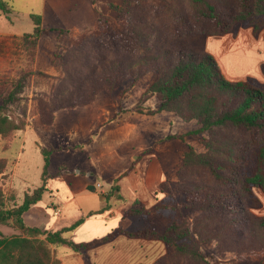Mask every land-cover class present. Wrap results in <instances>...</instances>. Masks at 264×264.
<instances>
[{
	"label": "rangeland",
	"instance_id": "1",
	"mask_svg": "<svg viewBox=\"0 0 264 264\" xmlns=\"http://www.w3.org/2000/svg\"><path fill=\"white\" fill-rule=\"evenodd\" d=\"M5 1L11 12L4 14L0 10V97L18 88L19 80L25 79L21 99L7 107L5 114L24 129L28 124L36 126L43 139L48 138L45 130L54 123L51 131L65 146L54 156L50 171L61 172L63 178L71 181L83 178V175L75 174L82 169L78 162L85 155L83 147L90 137V127L106 117L100 110H109L108 117L111 118L115 111L118 114L124 112L125 117L131 118L130 110H136L134 122L137 127L131 140L127 141L122 133L115 132L108 136L107 146L123 156L122 162L133 153L137 157L136 166L143 169L142 172L147 169L152 154L143 153L141 148L152 147L150 150L166 172V180L160 185L161 193L152 208L142 202L133 205L143 209L140 216L133 218V228H150L162 233L168 226L176 224L184 232L191 233L206 258L202 261L180 254L174 245L161 241L165 246L163 252L150 264H264V249L240 251L244 246L240 247L238 243L245 237L241 229L219 234L220 222L205 220L206 214L196 209L185 193L192 187L216 186V180L206 166L183 162L191 149L223 163L229 161L225 154L229 146L242 148L246 153L239 174L252 173L256 160L250 132L221 127L212 135L209 132L200 134L195 133L200 127L196 120L184 121L173 112L147 114L148 110H156L159 106L157 96L146 93L155 79L152 73L140 80L121 78L113 83L121 74L111 67L114 62L136 60L170 46L177 48L185 39L193 49L205 50L206 34L217 31L205 17L206 7L191 0ZM209 1L225 16L243 11L240 0ZM112 2L119 7L124 18L110 9ZM32 14L42 16L44 28H66L70 34L48 32L33 46L23 39L25 33H32L35 28ZM100 15L108 16V21L94 31ZM250 24L249 20L238 21L231 32L252 27ZM17 131L6 138L0 137V152L5 149L10 153L18 147L12 139ZM208 143L213 149L207 146ZM28 147H32L31 151L28 150L30 178L36 182L39 181L42 155L36 153L32 142ZM60 166L65 169L60 170ZM6 170L7 167L0 174V187L9 196L12 190H5L2 180ZM105 171L109 176L114 172L111 169ZM137 176L121 178L122 192L131 199V188L137 185L139 201H148L151 193L145 188L146 179L145 185H141V178ZM104 183V187L109 184ZM73 186L76 187V183ZM22 194L17 195L15 201H7V206L22 204ZM253 194L260 200L261 207H253L250 196L244 199V204L250 213L264 216V193L254 187ZM104 195L108 196L107 191ZM120 196L117 194L116 200L122 201ZM2 228L8 236L17 233L9 226ZM55 248L51 246L58 258ZM154 255L150 254V261Z\"/></svg>",
	"mask_w": 264,
	"mask_h": 264
},
{
	"label": "trees",
	"instance_id": "2",
	"mask_svg": "<svg viewBox=\"0 0 264 264\" xmlns=\"http://www.w3.org/2000/svg\"><path fill=\"white\" fill-rule=\"evenodd\" d=\"M191 1L206 7L205 17L217 29L207 33V36L230 33L236 23L242 20L251 22L255 35L264 28V0H240L243 11L228 16L220 13L209 0ZM110 9L124 18L114 2L110 4ZM0 10L4 14L11 12L5 0H0ZM31 17L35 28L32 33H25L23 39L30 41L33 46L48 32L70 34V30L66 28H44L41 15L32 14ZM107 21L108 16L100 15L94 31ZM182 43L180 47L170 46L167 50L162 49L156 54H148L136 60L112 63L111 67L118 71V75L121 73L113 83L121 78L140 80L152 73L155 79L146 93L155 94L159 99V106L156 110H148L147 114L173 112L184 121L196 120L200 127L195 133L200 134L209 132L212 135L221 127H235L250 132L256 160L252 173L239 174L246 153L242 148L229 146L225 152L229 161L223 163L214 161L208 154L197 153L191 149L185 154L183 162H196L206 166L216 180V186L192 187L186 189L185 193L195 204L194 207L206 214L205 220L214 219L215 222H220L219 234L241 229L245 237L238 243L240 247L244 246L240 251H261L264 249V216L250 213L244 199L250 196L255 208L262 205L254 196L253 188H258L264 193V89L250 78L238 82L227 80L211 53L193 49L187 39ZM24 82L25 79L19 80L18 88L15 87L9 94L0 97V136L3 138L12 135L14 131L24 129L23 125L15 123L5 114L7 107L21 99ZM207 146L213 149L211 143ZM41 151L45 160L44 184L32 193H26L22 204L14 203L8 207L7 201H15L17 193L12 190V193L6 196L0 187V264H60L51 246H70L75 251L87 250L96 243L110 240L120 233L132 238L163 241L174 245L180 254L206 261L191 233L184 232L176 224L168 226L162 233L150 228L134 232L118 228L100 240L81 244L73 242L64 234L76 229L83 219L57 232L27 226L23 214L31 205L41 200L46 191V174L53 150L42 148ZM6 167L7 160L0 158V174ZM115 188L113 187V190ZM142 213V208L134 206L127 210L125 215L140 216ZM2 226H9L17 233L8 236L2 231Z\"/></svg>",
	"mask_w": 264,
	"mask_h": 264
},
{
	"label": "crops",
	"instance_id": "3",
	"mask_svg": "<svg viewBox=\"0 0 264 264\" xmlns=\"http://www.w3.org/2000/svg\"><path fill=\"white\" fill-rule=\"evenodd\" d=\"M204 49L215 57L227 80L238 82L250 78L264 89V29L258 35L253 33L252 27H247L222 36H208ZM130 111L131 118L125 117L124 112L118 114V111H115L114 117L111 118L108 117L109 110H100L106 117L99 121V126L94 124L90 127V137L83 147L85 155L78 162L82 169L75 175H83V178L73 181L63 178L61 172L50 171L54 156L63 151L65 146L51 131L54 123L48 127L49 130H45L48 134L45 139L32 124L13 134L12 139L18 147L10 153L5 149L0 152V158L7 159V170L2 180L5 190H14L18 197L23 193L22 200L26 193H31L44 184L45 160L42 148L53 150L46 174V191L41 200L31 205L23 214L27 226L57 232L83 219L76 229L64 234L77 244L100 240L118 228L130 232L137 231L133 228V218L136 216H127L125 212L136 202H142L147 208H152L160 195L159 192L161 193L160 185L166 180V172L155 153L150 150L152 147L141 148L143 153L152 154L148 158L147 169L142 172L143 169L136 166L137 157H134L133 153L126 162H122L123 156L107 146L108 136L115 132L122 133L127 141L133 137L137 127L134 122L136 110ZM29 142L36 146V153L42 155L39 181L36 182L30 178L29 151L32 147H28ZM64 169L60 166V170ZM105 169L114 172L109 176L106 175ZM127 175L133 178L140 176L141 185H145L146 179L145 188L151 193L148 201H139L141 198H138L140 196L137 194V185L134 184V187H130L133 190L131 199L125 197L120 180ZM103 182H109L107 187H104ZM75 183L76 187L73 186ZM113 187L116 188L113 190ZM103 190L107 191L108 196L105 197ZM114 191L116 193L112 196ZM117 194L123 197L122 201L116 200ZM2 231L4 232L3 228ZM164 247V243L158 240L132 238L120 233L110 240L96 243L87 250L75 251L70 246L56 247L55 250L60 264H150L160 256ZM150 254H156L152 261L149 259ZM145 259L148 261H144Z\"/></svg>",
	"mask_w": 264,
	"mask_h": 264
},
{
	"label": "built area",
	"instance_id": "4",
	"mask_svg": "<svg viewBox=\"0 0 264 264\" xmlns=\"http://www.w3.org/2000/svg\"><path fill=\"white\" fill-rule=\"evenodd\" d=\"M100 187H101V186H100ZM102 192H103V194L105 193V191H104V190H103Z\"/></svg>",
	"mask_w": 264,
	"mask_h": 264
}]
</instances>
